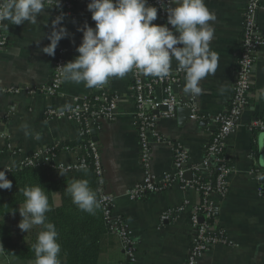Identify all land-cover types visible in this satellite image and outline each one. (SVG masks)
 <instances>
[{
    "label": "crops",
    "instance_id": "0c3cea01",
    "mask_svg": "<svg viewBox=\"0 0 264 264\" xmlns=\"http://www.w3.org/2000/svg\"><path fill=\"white\" fill-rule=\"evenodd\" d=\"M71 1L72 7L66 11L62 22L70 35L60 41L54 57L42 51L50 43L48 34L52 30L54 8L38 17L35 25L24 22L3 29L7 45L0 51V88H35L49 84L61 49L66 51V63L79 55L76 49L82 42L83 32L78 29L85 23L95 27V21L87 7L90 0ZM153 1L148 0L152 6ZM248 1L206 0L216 16L211 22L214 36L210 48L218 56L216 72L201 81L202 94L196 95L194 103L197 113L205 116L206 123H202L203 119L189 117L186 109L177 110L175 117L159 118L157 122L159 132L180 143L192 163L205 157L210 133L216 126L215 118L228 107L241 49L243 10ZM153 23L166 24L159 14ZM257 25L264 32V9L258 11ZM174 66H177L175 60L172 62ZM184 87L185 84L178 87L176 93L179 98L188 99L190 94L184 92ZM155 90L161 97L159 86ZM250 91V105L242 112L239 128L227 149V157L235 172L229 178L227 193L213 196L216 216L225 230L227 242L206 252L200 264H264V180L257 179L258 175H264V154L259 152L257 144V137L264 130L253 133L250 128L256 118L264 116V46L256 54ZM101 93L119 98L115 115L104 119L98 127L105 186L115 196L114 212L125 219L137 244L135 257L129 259L119 237L106 229L96 264H185L192 240L188 213H183L175 221L162 223L160 215L186 198L197 201L196 191L177 183L161 193H148L141 199L131 200L127 196V191L143 178L140 142L133 118L135 104L131 71L123 78H110L100 88L90 89L84 83L62 81L61 93L56 96L30 95L25 91L0 93V169L18 163L40 148L76 142L81 124L67 118H49L45 113L47 108H70L76 99ZM25 123L32 131L31 136H25L22 127ZM36 135L40 136L39 140L35 139ZM81 153V147L73 145L53 157L54 165L74 162ZM152 153V170L157 175L173 170V151L169 145L153 142ZM53 200L55 205L61 203L59 192L53 194ZM0 264H35V259L3 254L0 240Z\"/></svg>",
    "mask_w": 264,
    "mask_h": 264
},
{
    "label": "built area",
    "instance_id": "2783aa9c",
    "mask_svg": "<svg viewBox=\"0 0 264 264\" xmlns=\"http://www.w3.org/2000/svg\"><path fill=\"white\" fill-rule=\"evenodd\" d=\"M153 5L158 8L159 16L167 23V0H154ZM71 0H62V8L55 7L54 18L61 11L66 13L71 9ZM264 9V0H249L243 10V36L241 49L236 64V78L228 107L215 118L216 126L210 133V139L206 146L205 157L198 163H192L187 150L180 144L163 136L158 128L159 118L175 117L180 107H191L193 119H205V116L197 113L195 109L196 95H189L188 99L179 98L176 89L185 84L184 73L177 66L172 67L173 73L165 79L153 76H145L139 70H132V92L134 98V126L138 132L140 142V162L143 168V178L127 191L131 200L141 199L148 193H161L177 183L183 187L196 191L199 199L195 202L189 198L183 200L178 206L169 207L160 215V221H175L183 213H188L191 229V247L185 264H200L203 255L221 243L227 242L225 230L219 225L216 206L213 196L225 195L229 187V178L235 172L227 157V149L230 139L236 134L242 112L249 107L251 102L250 90L252 87L253 68L256 54L261 46H264V32L259 30L255 21L256 13ZM171 26V25H170ZM172 27V26H171ZM7 45V38L3 28H0V51ZM66 51L61 49L55 62L52 79L49 84L39 87L11 86L0 88L3 94H19L27 92L30 95L43 94L49 96L60 95L62 79L60 72L65 62ZM162 91V96L156 93V87ZM119 98H111L106 93H101L91 98L76 99L74 106L70 108L49 107L46 115L49 118H67L81 124L80 136L90 135L85 151L92 156L93 166L99 182V199L107 230L119 237L125 253L129 259L135 257L136 240L132 230L125 219L114 212L113 193L105 186V177L101 163L98 143L93 140L91 130L99 127L104 119H111L118 108ZM87 116L83 124V117ZM250 128L264 130V116L256 118ZM165 143L173 151V170L157 175L152 170V143ZM48 146L34 151L18 163L5 168L14 170L36 164L52 163L56 155L55 147ZM62 150H68L67 148ZM61 150V151H62ZM56 167L68 170H81L88 166L82 156L71 163H61ZM3 168V169H5ZM191 172L188 179L186 173ZM7 171L6 174H8ZM203 218V221L200 219Z\"/></svg>",
    "mask_w": 264,
    "mask_h": 264
},
{
    "label": "clouds",
    "instance_id": "9594fccd",
    "mask_svg": "<svg viewBox=\"0 0 264 264\" xmlns=\"http://www.w3.org/2000/svg\"><path fill=\"white\" fill-rule=\"evenodd\" d=\"M167 4V23L161 25L153 23L158 8L148 0H90L87 7L95 27L85 23L78 29L83 32L76 49L79 55L62 65L60 78L84 83L90 89L100 88L112 77L123 78L134 69L145 76L165 79L172 75L175 60L184 73V92L201 95V81L217 69L218 56L210 48L214 36L211 22L216 16L206 0H167ZM53 7L62 8V0H0V28L8 29L10 24L24 22L35 25L38 17ZM64 20L65 13L61 11L51 21L50 43L42 49L49 56L54 57L60 41L70 35L62 23ZM22 127L25 136L32 135L27 123ZM35 139L39 140L40 136L36 135ZM257 144L264 151V131L259 133ZM7 171L11 169H0V189L12 188ZM59 174L63 176L64 171ZM257 179L264 180V175H258ZM22 191L26 199L19 207L22 217L19 229L28 232L36 225L44 228L32 246L35 264H61L59 233L55 224L46 222V213L52 210L48 196L40 186L25 187ZM66 192L82 211L95 214L100 207L86 179L72 182Z\"/></svg>",
    "mask_w": 264,
    "mask_h": 264
},
{
    "label": "trees",
    "instance_id": "16d2710c",
    "mask_svg": "<svg viewBox=\"0 0 264 264\" xmlns=\"http://www.w3.org/2000/svg\"><path fill=\"white\" fill-rule=\"evenodd\" d=\"M87 116L83 117V124ZM258 129H253L255 133ZM90 135L79 136L73 142L58 144L55 153L78 145L81 156L88 163L85 169L65 171L52 163L36 164L21 169H14L7 174L12 181L10 190L0 189V240L3 254L21 259H36L33 245L43 225L33 226L28 232H22L18 224L22 220L19 207L24 204L25 187L40 186L49 199L52 210L46 213V222L55 224L61 245L59 259L61 264H96L101 250V238L107 231L101 205L95 214L82 211L73 203L66 187L77 180H87L89 187L99 199V182L93 166V158L85 151ZM59 171H64L61 176ZM59 192L61 203L54 204L53 194Z\"/></svg>",
    "mask_w": 264,
    "mask_h": 264
},
{
    "label": "water",
    "instance_id": "95a60500",
    "mask_svg": "<svg viewBox=\"0 0 264 264\" xmlns=\"http://www.w3.org/2000/svg\"><path fill=\"white\" fill-rule=\"evenodd\" d=\"M258 20V12L256 13L255 15V21L257 22ZM182 109H186V112L188 113V116L190 117L191 114H192V108L191 107H187V108H179L178 111L180 112ZM202 123L205 124L206 123V120H202ZM99 128L98 127H93L92 130H91V134H92V137H93V140L96 141L98 143L99 141ZM261 153L264 154V151H259ZM186 177L189 179L191 177V172H187L186 173ZM200 221H203V218L200 219Z\"/></svg>",
    "mask_w": 264,
    "mask_h": 264
}]
</instances>
